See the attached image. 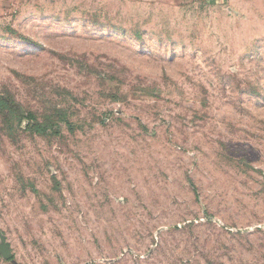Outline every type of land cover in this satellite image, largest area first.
Instances as JSON below:
<instances>
[{
    "label": "rangeland",
    "instance_id": "obj_1",
    "mask_svg": "<svg viewBox=\"0 0 264 264\" xmlns=\"http://www.w3.org/2000/svg\"><path fill=\"white\" fill-rule=\"evenodd\" d=\"M0 95V264H264V0H0Z\"/></svg>",
    "mask_w": 264,
    "mask_h": 264
},
{
    "label": "trees",
    "instance_id": "obj_2",
    "mask_svg": "<svg viewBox=\"0 0 264 264\" xmlns=\"http://www.w3.org/2000/svg\"><path fill=\"white\" fill-rule=\"evenodd\" d=\"M0 108L2 110L7 111L8 113H14V112H20L21 106L17 105L15 101L7 99V97L0 95ZM52 125H48L47 122H43L41 124H38L36 127V123L33 124L32 128L36 129L37 132H44L48 128H51Z\"/></svg>",
    "mask_w": 264,
    "mask_h": 264
},
{
    "label": "water",
    "instance_id": "obj_3",
    "mask_svg": "<svg viewBox=\"0 0 264 264\" xmlns=\"http://www.w3.org/2000/svg\"><path fill=\"white\" fill-rule=\"evenodd\" d=\"M0 248H1L2 252H3V255L6 258H10L11 257L12 254H11L10 250L8 248H6L5 244H1Z\"/></svg>",
    "mask_w": 264,
    "mask_h": 264
}]
</instances>
